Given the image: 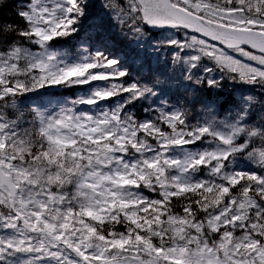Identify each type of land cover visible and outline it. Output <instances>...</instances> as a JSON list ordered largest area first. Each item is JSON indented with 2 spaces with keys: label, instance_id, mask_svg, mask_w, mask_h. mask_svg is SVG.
<instances>
[{
  "label": "snow or ice",
  "instance_id": "obj_1",
  "mask_svg": "<svg viewBox=\"0 0 264 264\" xmlns=\"http://www.w3.org/2000/svg\"><path fill=\"white\" fill-rule=\"evenodd\" d=\"M0 264H264V0H0Z\"/></svg>",
  "mask_w": 264,
  "mask_h": 264
},
{
  "label": "trees",
  "instance_id": "obj_2",
  "mask_svg": "<svg viewBox=\"0 0 264 264\" xmlns=\"http://www.w3.org/2000/svg\"><path fill=\"white\" fill-rule=\"evenodd\" d=\"M12 4L11 3H5L3 11L7 12L9 9H11Z\"/></svg>",
  "mask_w": 264,
  "mask_h": 264
}]
</instances>
